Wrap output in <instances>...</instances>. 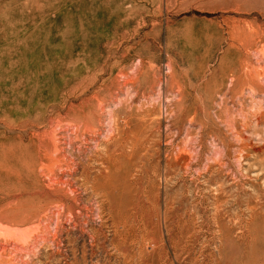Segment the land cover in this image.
<instances>
[{
    "label": "rangeland",
    "instance_id": "obj_1",
    "mask_svg": "<svg viewBox=\"0 0 264 264\" xmlns=\"http://www.w3.org/2000/svg\"><path fill=\"white\" fill-rule=\"evenodd\" d=\"M2 233L0 264H264V0H0Z\"/></svg>",
    "mask_w": 264,
    "mask_h": 264
},
{
    "label": "bare ground",
    "instance_id": "obj_2",
    "mask_svg": "<svg viewBox=\"0 0 264 264\" xmlns=\"http://www.w3.org/2000/svg\"><path fill=\"white\" fill-rule=\"evenodd\" d=\"M53 170V169H52ZM49 172V171H48ZM48 177V176H47ZM55 183V182H54ZM57 183V182H56ZM69 190V189H68ZM3 234V233H2ZM9 234V233H8ZM13 235V234H12ZM6 238H7V236L5 235V234H3V235H0V241H4V242H7V240H6ZM1 239H3V240H1ZM9 239V238H8ZM6 248V247H5ZM9 249V248H8ZM0 257H1V255H0Z\"/></svg>",
    "mask_w": 264,
    "mask_h": 264
}]
</instances>
